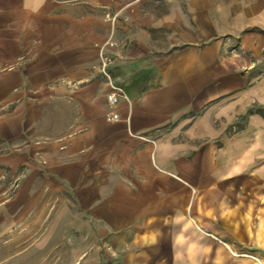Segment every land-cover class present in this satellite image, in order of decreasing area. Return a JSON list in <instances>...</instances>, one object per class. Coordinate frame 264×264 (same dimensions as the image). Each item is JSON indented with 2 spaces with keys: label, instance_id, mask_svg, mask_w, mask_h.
Returning <instances> with one entry per match:
<instances>
[{
  "label": "crops",
  "instance_id": "crops-1",
  "mask_svg": "<svg viewBox=\"0 0 264 264\" xmlns=\"http://www.w3.org/2000/svg\"><path fill=\"white\" fill-rule=\"evenodd\" d=\"M59 226L76 263L264 264V0H0V264Z\"/></svg>",
  "mask_w": 264,
  "mask_h": 264
},
{
  "label": "rangeland",
  "instance_id": "rangeland-1",
  "mask_svg": "<svg viewBox=\"0 0 264 264\" xmlns=\"http://www.w3.org/2000/svg\"><path fill=\"white\" fill-rule=\"evenodd\" d=\"M47 217L50 216V209L47 210ZM49 213V214H48ZM48 227V226H47ZM68 231V230H67ZM49 232H52L50 229L47 231L46 234V246L45 250L42 251V254L45 253L44 256L38 257L36 255L37 249H34L33 247L30 248V252L28 256H21V257H14L8 260L7 264H39V260L42 261L41 264H83L84 262L82 260H79L78 263H76L75 259L73 260L70 257V244L71 242L64 237H68V232H64L62 230V227L59 226L57 231V241H54L52 239V236L49 237ZM37 229L34 231V235L30 239V244L37 245ZM56 242V243H55ZM41 252V250H40ZM82 261V262H81Z\"/></svg>",
  "mask_w": 264,
  "mask_h": 264
},
{
  "label": "built area",
  "instance_id": "built-area-1",
  "mask_svg": "<svg viewBox=\"0 0 264 264\" xmlns=\"http://www.w3.org/2000/svg\"><path fill=\"white\" fill-rule=\"evenodd\" d=\"M107 65H108L107 58H102L101 59V67L103 69V74H105V75H106V73H105L104 69L107 67ZM120 97H123L122 90L111 83L110 84V92L106 95V103H107L108 108L113 109L116 106V104L118 103V100ZM107 117L110 121H117L118 120V115L115 113H109L107 115Z\"/></svg>",
  "mask_w": 264,
  "mask_h": 264
}]
</instances>
